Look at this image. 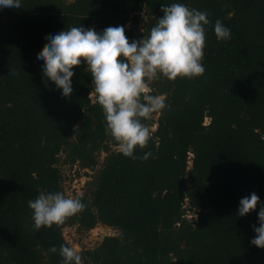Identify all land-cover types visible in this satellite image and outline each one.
Wrapping results in <instances>:
<instances>
[{
	"label": "trees",
	"instance_id": "trees-1",
	"mask_svg": "<svg viewBox=\"0 0 264 264\" xmlns=\"http://www.w3.org/2000/svg\"><path fill=\"white\" fill-rule=\"evenodd\" d=\"M174 2L209 13L205 73L148 82L170 108L146 121L151 138L135 154L152 155L133 160L114 150L86 65L74 68L66 98L52 82L45 86L37 60L45 42L71 26L99 32L124 25L129 41L139 40L163 16L161 5ZM140 13L146 18L135 30ZM217 19L230 39L217 40ZM61 156L96 169L78 196L86 207L35 230L28 201L38 190L63 192ZM252 192L260 197L256 209L238 216L240 199ZM186 200L194 223L185 217ZM261 204L264 0H22L19 9L0 10V264H61L59 251L47 250L68 245L62 230L98 224L115 234L81 251L89 264H264V249L250 243Z\"/></svg>",
	"mask_w": 264,
	"mask_h": 264
},
{
	"label": "clouds",
	"instance_id": "clouds-1",
	"mask_svg": "<svg viewBox=\"0 0 264 264\" xmlns=\"http://www.w3.org/2000/svg\"><path fill=\"white\" fill-rule=\"evenodd\" d=\"M22 0H0V10L19 9ZM163 16L139 40L125 35V26H108L102 31L83 25L62 30L46 43L37 63L42 66V82H52L63 97L73 92L74 68L82 63L92 77L93 93L102 107L106 132L117 142L125 157L147 160L152 153L137 156L135 150L147 146L150 126L146 122L152 114L170 108L164 94L150 92L148 81L166 77L197 78L205 73L202 63L207 26L210 21L206 10L174 2L161 5ZM217 40L231 38V30L217 19L213 25ZM260 197L252 192L240 199L238 216L254 211ZM35 230L62 224L66 218L82 212L86 204L78 196H66L60 191L38 190L35 199L28 201ZM255 236L250 243L264 249V204L260 205ZM39 247V245H37ZM62 257L61 264H84L82 256L73 248L61 244L47 250Z\"/></svg>",
	"mask_w": 264,
	"mask_h": 264
},
{
	"label": "rangeland",
	"instance_id": "rangeland-1",
	"mask_svg": "<svg viewBox=\"0 0 264 264\" xmlns=\"http://www.w3.org/2000/svg\"><path fill=\"white\" fill-rule=\"evenodd\" d=\"M65 3H69L72 0H63ZM144 13L139 15V24L135 27V30H142L143 22L145 20ZM91 27V26H90ZM126 27H131V24H126ZM149 82V81H148ZM90 97L94 98V93L91 92ZM159 113L152 114V119L157 120ZM205 123H208V119H205ZM156 126L152 127V130H155ZM114 150H119L118 147ZM105 153H100L99 163L97 168L102 164ZM191 158L192 155H189ZM189 167L191 166V160L188 161ZM58 167L61 171V186L63 193L66 196H79L87 193L88 184L92 180V176L96 172V169H80L77 164H64L62 161V156L58 162ZM185 217L192 223L195 222L197 212L194 209H190L188 206L187 200L185 201ZM63 237L70 247H73L79 254L83 250H90L95 248L101 240L106 236H113L115 234L114 230L110 227H107L102 224H98L93 229L89 231H84L79 229L78 226H68L62 230ZM83 259V258H82ZM84 261V264H89L87 261Z\"/></svg>",
	"mask_w": 264,
	"mask_h": 264
}]
</instances>
